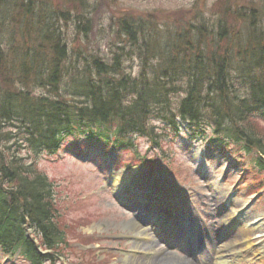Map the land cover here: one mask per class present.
I'll list each match as a JSON object with an SVG mask.
<instances>
[{"label": "trees", "instance_id": "1", "mask_svg": "<svg viewBox=\"0 0 264 264\" xmlns=\"http://www.w3.org/2000/svg\"><path fill=\"white\" fill-rule=\"evenodd\" d=\"M213 2L223 18L212 24L199 15L185 30L121 19L116 37L122 41L103 56L99 48L86 54L73 47L92 31L89 0H0L6 84L0 89V249L6 256L19 252L41 264L62 252L66 231L36 159L68 142L130 150L135 137L160 143L154 122L175 131L186 124L209 144L255 152V165L264 169V132L254 119L264 116V0ZM227 16L241 21L240 29ZM60 23L73 25L72 42ZM132 58L139 62L136 75L125 71ZM26 229L52 255H40Z\"/></svg>", "mask_w": 264, "mask_h": 264}, {"label": "rangeland", "instance_id": "2", "mask_svg": "<svg viewBox=\"0 0 264 264\" xmlns=\"http://www.w3.org/2000/svg\"><path fill=\"white\" fill-rule=\"evenodd\" d=\"M89 1L92 31L88 39L82 37L73 45L74 48L81 47L86 54H97L99 48L103 56H109L112 51L109 45L117 47L122 41L116 37L117 22L121 19H142L146 24L152 23L160 28L185 30L186 24L199 21L196 20L199 15L205 23L210 21L212 24L223 18L214 0ZM226 20L235 31L242 26V22L234 17L227 16ZM60 24L72 42L75 37L73 25ZM138 63L132 58L125 65V71L136 75ZM5 87V82L0 81V89ZM171 103L174 106L175 100L171 99ZM255 120L264 132V116L257 114ZM182 125L181 130L175 132L164 122L152 123L159 131V144L136 137L132 149L124 150L121 147L112 149L100 141L81 139L60 146L52 155L44 153L38 156V170L52 181L56 213L66 231V244L61 247L60 254L54 255L58 261L55 257V261L43 264H214L217 250L228 258L237 255L236 259H242L243 264H260L248 259L250 251L243 250L244 244L240 241L244 230L242 225L252 227L260 221L263 225L256 228L253 250L256 251V259L264 256V171L254 167L251 162L253 154L245 155L235 148L208 147L200 137H194L187 131L186 124ZM162 138L164 140H160ZM21 149L19 152L27 155L26 150ZM70 153L81 154L86 160L75 159ZM147 171L148 175L142 174ZM125 174L130 177H126L128 183L124 181L127 185L123 184V190L127 187L128 191L129 187L138 185L145 176L150 183L158 182L155 187L167 190L173 186L171 189L178 197L176 202L185 210L178 221L180 233L187 221L186 232L189 234L185 246L168 242L169 248L162 240L164 235H156L158 233L150 226L149 238L137 236L132 224L134 227L135 222H140L138 215L145 222L147 212L141 206L140 214L134 213L130 205L123 206L121 194L113 186L112 178ZM160 206L156 201L152 203L150 209L154 216L161 214ZM233 210L240 212L238 218L232 214ZM157 230L160 231L159 228ZM206 231L209 233V238L206 237L208 253L202 256L199 233ZM29 236L40 244L37 232H30ZM77 245L89 249H78ZM214 245L217 248L212 251ZM224 245L229 248L227 252L221 250ZM178 248L194 251L189 252V258ZM40 250L46 256L52 255L50 251L45 252L48 251L45 248ZM3 259L4 254L0 250V264ZM9 263L30 264L22 259Z\"/></svg>", "mask_w": 264, "mask_h": 264}, {"label": "bare ground", "instance_id": "3", "mask_svg": "<svg viewBox=\"0 0 264 264\" xmlns=\"http://www.w3.org/2000/svg\"><path fill=\"white\" fill-rule=\"evenodd\" d=\"M112 174V172H111ZM144 175H148V171L147 172H144L142 173ZM46 176V175H45ZM126 177H130V175L128 174H125L124 176H115L114 178H112V182H113V186L116 188V190L118 191V193H120V198H122L125 203L127 202L128 204L126 205H130L133 209L134 212H137L138 209H139V201L141 200L140 199V195H146V192L147 191H152L151 188H149V183H147V181H144L143 184L139 185L138 187L136 188H133V187H129V184H128V191H127V187L125 190H123V184H126V182L124 181H127L128 183V178ZM47 178V181L49 183H51L52 181H50L48 179V177L46 176ZM138 179V178H136ZM52 184V183H51ZM127 185V184H126ZM169 184H166L167 187ZM173 186H170V188H167V190H163L161 194H157L156 193H159V190H157V188L155 190H153V194L155 196H162L163 195V198L167 201H165V204L163 206V208L170 206L172 207L173 204L171 203V194L173 193L172 189ZM175 189V188H174ZM144 190H147V191H144ZM175 191V190H174ZM156 192V193H155ZM153 195V196H154ZM151 196V195H149ZM140 199V200H139ZM144 200V199H143ZM145 202V200L143 201ZM161 212L163 213L161 216L162 217H165V220H167V218L169 217L165 210H161ZM171 212V210H170ZM234 213V215H238L237 214V211L233 210L232 211V214ZM233 216V215H232ZM152 221L154 220H151L150 224H152ZM160 221V222H159ZM155 220V223L157 224H162L161 225V231H162V234H167L168 236H174L175 238H177L178 240V243L181 244V245H185L186 244V236L179 233L178 231H176V228H179V224H177V219H175V224H177L176 226H174L173 224H163L161 222V220ZM260 225H263L260 221H256V223L252 226V227H249L247 226L246 224L243 225L242 227L244 228V230L242 231V237H241V241L240 242H243V246H242V249L243 250H246V251H250V257L248 256V259L250 260L251 259H254L255 261H257L258 263L260 264H264V256L262 258H257V254H256V251L253 250V247L255 245V242L253 240L254 238V233L256 231V228L259 227ZM148 222H143L141 221V218H140V222H135L134 223V227H133V224H132V230L137 234V236H144L146 238H149L151 236V233L148 229ZM186 226H187V223L185 222V226H184V230H187L186 229ZM163 234V235H164ZM239 242V241H238ZM138 248H141L140 246ZM229 250L228 246H224L223 249H222V252H227ZM190 258V256H189ZM252 262V261H251ZM131 264H135V263H131ZM187 264H194V263H187ZM214 264H243V260L241 259H236L235 256L231 257V258H228V255H225V254H222L221 251H219L217 254H216V257H215V261H214ZM245 264V263H244Z\"/></svg>", "mask_w": 264, "mask_h": 264}]
</instances>
